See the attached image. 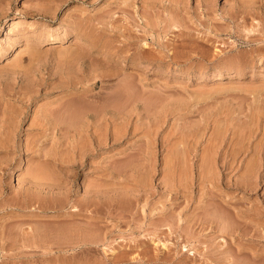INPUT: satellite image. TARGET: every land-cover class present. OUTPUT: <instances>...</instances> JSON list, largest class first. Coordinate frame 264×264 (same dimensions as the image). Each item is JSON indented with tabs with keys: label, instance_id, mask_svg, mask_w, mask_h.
Instances as JSON below:
<instances>
[{
	"label": "rangeland",
	"instance_id": "rangeland-1",
	"mask_svg": "<svg viewBox=\"0 0 264 264\" xmlns=\"http://www.w3.org/2000/svg\"><path fill=\"white\" fill-rule=\"evenodd\" d=\"M0 264H264V0H0Z\"/></svg>",
	"mask_w": 264,
	"mask_h": 264
},
{
	"label": "bare ground",
	"instance_id": "bare-ground-1",
	"mask_svg": "<svg viewBox=\"0 0 264 264\" xmlns=\"http://www.w3.org/2000/svg\"><path fill=\"white\" fill-rule=\"evenodd\" d=\"M16 24H18V20L13 19L12 26H15ZM12 29H13V27L11 28V30H12ZM75 38H76V37H75ZM75 41H78V39H75ZM75 41H74V42H75ZM87 96H88V95H87ZM72 101H73V100H72ZM69 103H70V102H69ZM71 103H72V102H71ZM65 104H68V103H65ZM68 106H70V105H68ZM70 107H72V106H70ZM80 108H83V107H80ZM65 109L68 110L67 108H65ZM65 109H64V110H65ZM69 109H70V108H69ZM74 109H75V111L77 110L76 107H74ZM78 109H79V108H78ZM87 109H90V108L87 107ZM80 110H81V109H80ZM84 110H85V108H84ZM69 111H70V110H69ZM73 111H74V110H73ZM75 111H74V112H75ZM86 111L89 112V110H86ZM86 111H84V112H86ZM71 112H72V110H71ZM76 112L79 113L80 111L77 110ZM81 112H82V111H81ZM81 112H80V113H81ZM62 113H63V112H62ZM66 113H67V111H66ZM66 113H65L66 116L62 115V117H63V116H64V117H67V114H66ZM72 113H73V112H72ZM57 114H58V113H57ZM69 114L71 115V113H69ZM82 115H83V114H82ZM71 116H73L74 119L77 118V117H76L77 114H75V113H73ZM85 116H86V115H85ZM60 117H61V116H59V119H61ZM80 117H81V116H80ZM69 118L71 119L70 122H73V123L75 124L74 120H73L71 117H69ZM83 118H85V117L83 116ZM63 119H65V118H62V119H61V122L64 121ZM78 119H79V121H80V118H78ZM47 120H50L49 117H47ZM57 120H58V119H57ZM57 120H56V121H57ZM81 120H82V119H81ZM66 121H67V119H66ZM66 121H64V122H66ZM87 121H89V120H87ZM87 121L84 120V121H83V124H82V125L80 124V125L82 126V127H81L82 132H85V130L87 131V128H88V123H87ZM80 122H81V121H80ZM56 123H57V122H56ZM58 123H59V122H58ZM58 123H57V124H54V125H55V126H58ZM69 124H70V123H69ZM77 124H78V122H77ZM70 125H72V123H71ZM75 125H76V124H75ZM77 126H78V125H77ZM79 128H80V126H79ZM80 132H81V131H80ZM100 140H101V139H100ZM100 140H99V141H100ZM100 143H101V141H100ZM234 155H235V153H234ZM252 169H253V168H252ZM28 201H29V200H28Z\"/></svg>",
	"mask_w": 264,
	"mask_h": 264
}]
</instances>
